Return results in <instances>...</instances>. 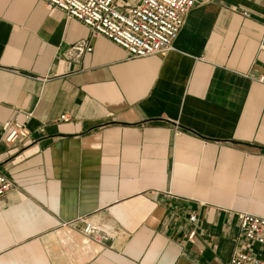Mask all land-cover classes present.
I'll use <instances>...</instances> for the list:
<instances>
[{
    "label": "crops",
    "instance_id": "crops-1",
    "mask_svg": "<svg viewBox=\"0 0 264 264\" xmlns=\"http://www.w3.org/2000/svg\"><path fill=\"white\" fill-rule=\"evenodd\" d=\"M174 46L131 58L43 0H0V264L264 259L238 221L264 216V0H197ZM15 121L29 136L6 143Z\"/></svg>",
    "mask_w": 264,
    "mask_h": 264
},
{
    "label": "built area",
    "instance_id": "built-area-1",
    "mask_svg": "<svg viewBox=\"0 0 264 264\" xmlns=\"http://www.w3.org/2000/svg\"><path fill=\"white\" fill-rule=\"evenodd\" d=\"M49 8L63 10L68 18H76L90 28L92 36H104L127 51L129 57L164 54L174 43L183 26L185 15L197 0H43ZM93 50L87 40L70 48L77 57ZM264 81V77L262 78ZM68 120L66 115L61 117ZM29 131L25 122L5 123L6 143L24 141ZM15 183L0 174V197L12 191ZM191 221H196L193 214ZM239 237L264 247V216L238 213ZM87 226L86 231L90 230ZM194 236L191 233L190 238ZM228 264H264V259L248 251L236 250Z\"/></svg>",
    "mask_w": 264,
    "mask_h": 264
},
{
    "label": "rangeland",
    "instance_id": "rangeland-1",
    "mask_svg": "<svg viewBox=\"0 0 264 264\" xmlns=\"http://www.w3.org/2000/svg\"><path fill=\"white\" fill-rule=\"evenodd\" d=\"M122 2H124V1L122 0Z\"/></svg>",
    "mask_w": 264,
    "mask_h": 264
}]
</instances>
